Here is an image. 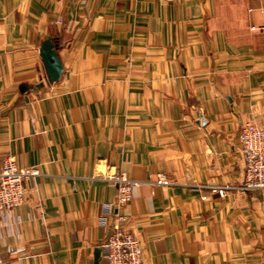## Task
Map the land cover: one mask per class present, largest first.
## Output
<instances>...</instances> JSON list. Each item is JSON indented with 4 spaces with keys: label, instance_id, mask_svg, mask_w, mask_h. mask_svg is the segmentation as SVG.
<instances>
[{
    "label": "crops",
    "instance_id": "crops-1",
    "mask_svg": "<svg viewBox=\"0 0 264 264\" xmlns=\"http://www.w3.org/2000/svg\"><path fill=\"white\" fill-rule=\"evenodd\" d=\"M247 123L264 125V0H0V171H39L0 211V264H100L116 168L139 181L122 210L143 264H264Z\"/></svg>",
    "mask_w": 264,
    "mask_h": 264
},
{
    "label": "built area",
    "instance_id": "built-area-1",
    "mask_svg": "<svg viewBox=\"0 0 264 264\" xmlns=\"http://www.w3.org/2000/svg\"><path fill=\"white\" fill-rule=\"evenodd\" d=\"M239 150L244 158V181L240 189L252 191L264 189V125L245 124L240 132ZM39 175L36 168H21L13 156L4 159L0 171V211L15 208L26 201L28 189L26 183ZM159 182L164 183L159 174ZM105 178L116 187L115 199L104 205L100 223L107 230L103 243L104 254L100 264H143V248L139 240L129 232L124 222L123 212L134 198V190L139 181L128 177L127 173L115 169ZM223 193V189H220ZM114 216L115 221L110 222Z\"/></svg>",
    "mask_w": 264,
    "mask_h": 264
},
{
    "label": "water",
    "instance_id": "water-1",
    "mask_svg": "<svg viewBox=\"0 0 264 264\" xmlns=\"http://www.w3.org/2000/svg\"><path fill=\"white\" fill-rule=\"evenodd\" d=\"M41 55L44 59V63L50 80H55L62 69V65L61 61L54 54V50L52 49V45L50 43H46L43 45L41 49ZM95 264H99V261H96Z\"/></svg>",
    "mask_w": 264,
    "mask_h": 264
}]
</instances>
